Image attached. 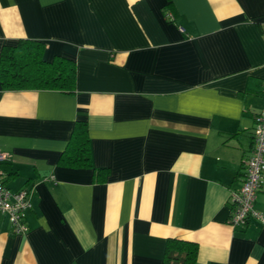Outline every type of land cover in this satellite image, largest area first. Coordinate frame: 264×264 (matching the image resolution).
Masks as SVG:
<instances>
[{
	"label": "crops",
	"instance_id": "crops-1",
	"mask_svg": "<svg viewBox=\"0 0 264 264\" xmlns=\"http://www.w3.org/2000/svg\"><path fill=\"white\" fill-rule=\"evenodd\" d=\"M21 38L76 66L75 91L0 86L7 186L33 187L28 231L0 214V264H264V219L229 222L264 104V0H0ZM84 119L89 167L57 163ZM254 208L264 215V176Z\"/></svg>",
	"mask_w": 264,
	"mask_h": 264
},
{
	"label": "trees",
	"instance_id": "trees-1",
	"mask_svg": "<svg viewBox=\"0 0 264 264\" xmlns=\"http://www.w3.org/2000/svg\"><path fill=\"white\" fill-rule=\"evenodd\" d=\"M44 47L43 42L28 38H21L14 44L3 45L0 51L1 88L7 90L48 89L73 93L76 80L74 60L59 54L46 60L43 57ZM57 163L70 167H89L93 170L94 180L104 179V175L101 174H104L107 169L95 168L92 165L84 119L75 121ZM196 250V244L193 242L168 239L162 264H194Z\"/></svg>",
	"mask_w": 264,
	"mask_h": 264
},
{
	"label": "built area",
	"instance_id": "built-area-1",
	"mask_svg": "<svg viewBox=\"0 0 264 264\" xmlns=\"http://www.w3.org/2000/svg\"><path fill=\"white\" fill-rule=\"evenodd\" d=\"M11 154L0 147V214L6 216L10 230L16 234L28 231L26 210L32 206L33 187L11 190L6 184L7 172L1 166L9 162ZM264 176V104L254 115L252 128V147L243 161V180L238 189L230 192L229 222L245 225L251 219H264V215L254 208L256 193L261 187Z\"/></svg>",
	"mask_w": 264,
	"mask_h": 264
},
{
	"label": "rangeland",
	"instance_id": "rangeland-1",
	"mask_svg": "<svg viewBox=\"0 0 264 264\" xmlns=\"http://www.w3.org/2000/svg\"><path fill=\"white\" fill-rule=\"evenodd\" d=\"M172 262V261H171Z\"/></svg>",
	"mask_w": 264,
	"mask_h": 264
}]
</instances>
